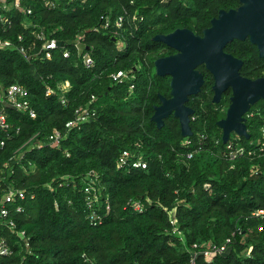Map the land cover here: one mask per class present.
<instances>
[{
	"label": "trees",
	"instance_id": "trees-1",
	"mask_svg": "<svg viewBox=\"0 0 264 264\" xmlns=\"http://www.w3.org/2000/svg\"><path fill=\"white\" fill-rule=\"evenodd\" d=\"M26 6L33 9L29 16L14 6L3 12L10 24L0 23V41L10 44L0 48V100L9 87L21 85L37 117L0 101L10 125L0 130L6 142L0 147V203L11 186L28 191L24 212L13 217L31 247L29 252L16 244L15 254L0 257V264H190L193 244L206 249L228 238L233 241L228 253L209 262L199 256L196 264H264V219L252 215L264 208V100L246 115L250 139L235 134L230 139L248 151L234 161L224 157L217 126L232 91L214 104L215 81L205 66L204 86L187 103L195 111L192 145H183L188 138L174 115L161 129L152 121L160 95L171 93V77L158 76L154 62L175 52L153 38L183 28L203 35L221 10L239 7L240 0H62L56 10L28 0ZM134 10L144 20L125 25L119 36L115 30H93L102 17L114 20ZM35 28L66 44L70 57L56 53L51 60L29 61L20 47L36 41ZM77 40L91 52L93 69L84 67L72 44ZM225 51L243 60V77H264V58L249 39L235 40ZM123 69H135L136 79L114 82L110 75ZM66 81L72 88L64 94L57 86ZM49 88L55 91L51 96ZM80 107L95 116L67 129ZM54 131L62 135L58 147L50 145ZM201 135L204 147L198 149ZM124 150L141 153L148 168L118 169ZM92 180L99 201L90 205L84 190ZM93 211L100 217L97 225L89 218ZM0 236L12 245L17 241L7 229Z\"/></svg>",
	"mask_w": 264,
	"mask_h": 264
},
{
	"label": "water",
	"instance_id": "water-1",
	"mask_svg": "<svg viewBox=\"0 0 264 264\" xmlns=\"http://www.w3.org/2000/svg\"><path fill=\"white\" fill-rule=\"evenodd\" d=\"M247 39L258 48L260 58H264V0H240L239 7L221 10L203 35L187 28L156 35L153 41L177 52L154 62L158 76L171 77L170 98L160 95V105L155 107L152 116L157 127L161 129L165 120L174 115L180 122L182 136H193L191 116L195 111L187 103L202 90L204 75L197 68L205 65L215 81L214 104H219L223 94L232 90L226 116L217 123L222 130L223 143L226 144L232 134L250 139L246 115L252 106L264 100V77L255 80L243 77V60L225 52L233 41Z\"/></svg>",
	"mask_w": 264,
	"mask_h": 264
},
{
	"label": "built area",
	"instance_id": "built-area-1",
	"mask_svg": "<svg viewBox=\"0 0 264 264\" xmlns=\"http://www.w3.org/2000/svg\"><path fill=\"white\" fill-rule=\"evenodd\" d=\"M28 0H14V3L10 4L9 0H0V23H9L8 19L4 16L3 12L8 11L11 6H14L17 9L23 10L27 15H31L33 13V9L29 6H26ZM44 4V7L48 10H56L59 6V3L62 0H41ZM70 2L75 0H69ZM88 0H80L81 3H86ZM133 4V3H131ZM103 23L100 27H96L93 30H115V35L119 36L121 31L124 30L125 25L135 26L139 22L143 21L144 18L139 15L137 10L132 12L125 11L124 14L117 16L114 20H112L111 15L107 17H102ZM10 24V23H9ZM30 26V25H29ZM36 27V25H32ZM32 34L36 37V41L31 44L29 47L21 46L20 52L29 60L35 61H46L54 58L56 53H61L64 58L70 57V49L66 44L59 42L56 38H49L44 32V30H40L35 28L32 31ZM20 41H22V37H20ZM37 42L40 43V47ZM10 43L7 41H0V48H5L9 46ZM74 47L78 51V55L82 59V63L84 67L88 70H91L95 67V60L90 51H85V44L81 40L74 41ZM125 47V43L123 41H119L118 49L122 50ZM111 79L116 83H125L131 82L136 79V71L135 69L130 70H119L110 75ZM71 84L69 81L58 84L57 89L61 91V93L67 94L71 91ZM130 90H134V84L130 86ZM54 90L49 88L47 89L46 95L51 96L54 94ZM94 100V98H93ZM92 100V101H93ZM3 102L8 103L13 106L16 110L20 112L27 113L31 119H36L37 112L32 107V104L29 100V91L21 86V85H12L6 91L2 93L1 100ZM66 99H62V103L65 104ZM95 116V112L89 107H80L75 111V118L68 121L66 124V128L71 130L76 126H79L81 123H85L89 121L92 117ZM195 118L191 116V120ZM10 129V125L8 122L7 114L3 109H0V130L8 131ZM264 137V129L262 130ZM9 136V135H8ZM188 138V137H187ZM62 139V135L58 131H54L49 136L50 145L52 147H58L60 145V141ZM200 147L198 149H202L203 140L205 139L204 135L200 137ZM231 139V138H230ZM217 144L219 141L216 142ZM6 145L5 140H0V147H4ZM36 145V144H35ZM184 146L192 145V140L188 138L183 142ZM226 152L224 157L229 159L230 161H234L239 157H242L248 153L246 148L242 145L236 144L230 140L225 144ZM187 153V158H193L194 153ZM149 162L146 160L145 156L141 153H134L130 150H124L117 162V168L125 171H131L133 169L146 170L148 168ZM90 186L85 188V193L89 195L88 200L89 204H97L99 201V196L95 190V181H91ZM30 194L26 189L17 188L15 186H11L3 195L2 201L0 203V231L3 229H7L12 235H14L17 239L14 245L8 243L5 238L0 236V257H10L15 254V245L21 246L22 249H26L30 252L31 241L30 237L24 230L18 229V225L13 215H18L24 212L25 207L23 202L27 201ZM31 199H34V195L31 196ZM56 208L58 205L56 204ZM136 210L142 211L141 206L136 205ZM253 216L258 217L260 219H264V208L255 211ZM91 222L94 225H97L100 222V217L96 212H92L89 215ZM171 224L174 229H176V222L174 219L171 220ZM179 235L184 243L185 239L183 234L179 231ZM233 244L232 238H228L224 243L221 244H212L210 247L206 249H201L198 244H193L192 247H189L191 250V261L190 264H196L199 256H202L206 261H211L216 255H224L229 252L231 249V245Z\"/></svg>",
	"mask_w": 264,
	"mask_h": 264
},
{
	"label": "flooded vegetation",
	"instance_id": "flooded-vegetation-1",
	"mask_svg": "<svg viewBox=\"0 0 264 264\" xmlns=\"http://www.w3.org/2000/svg\"><path fill=\"white\" fill-rule=\"evenodd\" d=\"M175 51V50H174ZM226 52V51H225ZM177 52L175 51L174 53H172L171 55H174V54H176ZM227 53V52H226ZM227 54H229V53H227ZM231 55V54H230ZM168 56H170V55H168ZM233 56V55H232ZM167 57V56H166ZM236 58V57H235ZM202 66H205V65H201V66H199L198 68H197V70L198 71H200L201 72V70H200V68L202 67ZM206 68V67H205ZM207 70V69H206ZM209 72V71H208ZM202 73V72H201ZM203 74V73H202ZM204 80H205V78H204ZM204 86V85H203ZM203 88V87H202ZM232 91V90H231ZM226 93V92H225ZM225 93L223 94V97H224V95H225ZM232 96V95H231ZM191 98V97H190ZM223 99V98H222ZM190 100V99H189Z\"/></svg>",
	"mask_w": 264,
	"mask_h": 264
},
{
	"label": "rangeland",
	"instance_id": "rangeland-1",
	"mask_svg": "<svg viewBox=\"0 0 264 264\" xmlns=\"http://www.w3.org/2000/svg\"><path fill=\"white\" fill-rule=\"evenodd\" d=\"M225 116H226V114H225ZM225 116H224V118H225ZM234 136H235V135H234V134H232V135H231V139H232Z\"/></svg>",
	"mask_w": 264,
	"mask_h": 264
}]
</instances>
